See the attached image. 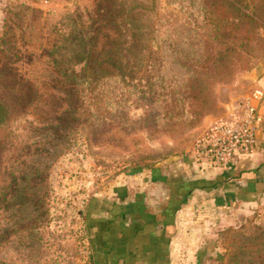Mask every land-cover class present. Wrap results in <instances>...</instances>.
<instances>
[{"label":"rangeland","instance_id":"rangeland-1","mask_svg":"<svg viewBox=\"0 0 264 264\" xmlns=\"http://www.w3.org/2000/svg\"><path fill=\"white\" fill-rule=\"evenodd\" d=\"M238 2L0 0V264H108L90 222L119 214L127 175L192 153L238 80L264 76V0ZM75 36L89 78L62 57ZM235 211L172 264H264V199Z\"/></svg>","mask_w":264,"mask_h":264},{"label":"crops","instance_id":"crops-1","mask_svg":"<svg viewBox=\"0 0 264 264\" xmlns=\"http://www.w3.org/2000/svg\"><path fill=\"white\" fill-rule=\"evenodd\" d=\"M254 73L238 80L222 110L199 126L196 140L225 117L227 108L264 91V76ZM118 191L119 214L107 212L97 215L95 224L90 222L100 238L102 261L172 264L179 242H204L212 224L264 199V132L259 134L256 150L230 169L198 162L192 151L127 175Z\"/></svg>","mask_w":264,"mask_h":264},{"label":"built area","instance_id":"built-area-1","mask_svg":"<svg viewBox=\"0 0 264 264\" xmlns=\"http://www.w3.org/2000/svg\"><path fill=\"white\" fill-rule=\"evenodd\" d=\"M20 5H49L55 0H13ZM264 132V91L243 97L194 147V159L211 167L230 169L252 154Z\"/></svg>","mask_w":264,"mask_h":264},{"label":"trees","instance_id":"trees-1","mask_svg":"<svg viewBox=\"0 0 264 264\" xmlns=\"http://www.w3.org/2000/svg\"><path fill=\"white\" fill-rule=\"evenodd\" d=\"M233 2L237 5V6H242L239 4V2L237 3V0H233ZM239 7V8H240ZM246 16H248L249 18L254 15H250V14H246ZM71 40V39H70ZM75 40H77L76 45L79 46V49L76 48H72V53L69 54L70 56H66L65 54H62L63 59L67 60L69 57H71L72 59H75L74 57H76L78 62H84V67H82V73L84 75L85 78H89L88 76V72L90 69V66L92 63H95L96 61V57H94V55H90V52L87 50V48L85 47V45L83 44L84 48H80V44L84 43L85 40L82 36H75ZM79 74L81 73H75L76 76H79ZM5 96H3L0 93V128L3 126V123L6 121V117L8 114V109H7V104H6V99L4 98Z\"/></svg>","mask_w":264,"mask_h":264},{"label":"water","instance_id":"water-1","mask_svg":"<svg viewBox=\"0 0 264 264\" xmlns=\"http://www.w3.org/2000/svg\"><path fill=\"white\" fill-rule=\"evenodd\" d=\"M227 172V171H226Z\"/></svg>","mask_w":264,"mask_h":264}]
</instances>
